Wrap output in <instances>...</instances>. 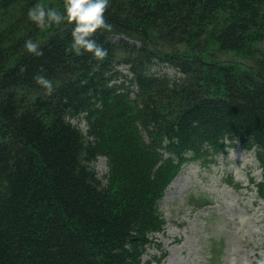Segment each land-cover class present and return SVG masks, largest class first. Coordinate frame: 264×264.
Instances as JSON below:
<instances>
[{"label":"trees","instance_id":"1","mask_svg":"<svg viewBox=\"0 0 264 264\" xmlns=\"http://www.w3.org/2000/svg\"><path fill=\"white\" fill-rule=\"evenodd\" d=\"M36 3L63 0H0V264H141L182 165L234 142L264 195V0H110L103 61L69 50L71 25L37 27Z\"/></svg>","mask_w":264,"mask_h":264},{"label":"rangeland","instance_id":"2","mask_svg":"<svg viewBox=\"0 0 264 264\" xmlns=\"http://www.w3.org/2000/svg\"><path fill=\"white\" fill-rule=\"evenodd\" d=\"M117 69L126 73L123 64ZM152 71L179 76L168 67ZM72 124L86 128L84 121ZM207 153L184 163L166 187L157 205L164 226L152 236L141 264H255L264 249V232L255 231L264 225V195L258 190L263 176L254 151L234 142L222 152ZM92 167L103 179L106 158Z\"/></svg>","mask_w":264,"mask_h":264},{"label":"clouds","instance_id":"3","mask_svg":"<svg viewBox=\"0 0 264 264\" xmlns=\"http://www.w3.org/2000/svg\"><path fill=\"white\" fill-rule=\"evenodd\" d=\"M110 6V0H63L62 9L55 6H45L36 3L27 11V17L37 27L43 29L52 24L60 25L67 23L71 25L70 51L75 56L90 53L92 58L103 61L108 55V50L93 38L97 30L111 31L112 25L106 20L105 11ZM24 49L35 56H41L42 50L38 43L31 38L24 41ZM46 95L54 91V82L43 72H38L33 77ZM256 232H264V225H258ZM255 264H264V249H261L255 258Z\"/></svg>","mask_w":264,"mask_h":264}]
</instances>
